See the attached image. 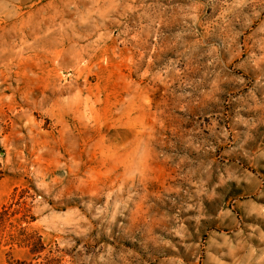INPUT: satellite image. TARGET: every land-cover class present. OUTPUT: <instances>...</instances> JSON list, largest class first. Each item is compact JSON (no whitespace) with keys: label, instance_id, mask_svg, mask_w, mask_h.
<instances>
[{"label":"rangeland","instance_id":"1","mask_svg":"<svg viewBox=\"0 0 264 264\" xmlns=\"http://www.w3.org/2000/svg\"><path fill=\"white\" fill-rule=\"evenodd\" d=\"M3 205L0 264H264V0H0Z\"/></svg>","mask_w":264,"mask_h":264},{"label":"trees","instance_id":"2","mask_svg":"<svg viewBox=\"0 0 264 264\" xmlns=\"http://www.w3.org/2000/svg\"><path fill=\"white\" fill-rule=\"evenodd\" d=\"M16 213L18 210H9L8 206H2L0 209V234H3V237L7 239V243L19 242L20 246L29 247V253L32 257H40L46 248L42 236L38 232L27 233L24 227H16L11 221V217ZM21 263L24 264L25 262Z\"/></svg>","mask_w":264,"mask_h":264}]
</instances>
